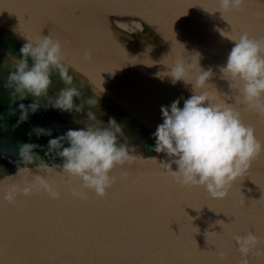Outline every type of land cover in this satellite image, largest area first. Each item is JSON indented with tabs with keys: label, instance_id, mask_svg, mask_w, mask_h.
I'll return each instance as SVG.
<instances>
[{
	"label": "water",
	"instance_id": "obj_1",
	"mask_svg": "<svg viewBox=\"0 0 264 264\" xmlns=\"http://www.w3.org/2000/svg\"><path fill=\"white\" fill-rule=\"evenodd\" d=\"M124 2L145 7L139 11L98 7ZM244 4V13L234 17L238 25L248 18H261L264 0H244ZM216 7L217 0H0V74L5 79L27 38L40 37L38 29L46 16L56 15L58 23L46 24L40 30L41 36L52 32L73 42L69 58L75 63L64 60L63 63L72 77V86L80 92L79 97H73V104L82 105L81 111H60L50 106L65 87L53 69L52 83L46 95L38 100L40 107L26 120L29 127L50 129V136L42 135L48 140L68 129L85 127L86 114L92 111L102 126L107 125L110 117L120 125L117 145L125 144L129 154L136 156L113 169L110 174L116 175V183L106 190L103 198L91 192L85 199L73 198L69 187H77L79 181H66L67 176L56 168L48 178L60 193L58 199L34 192L28 197H17V201L24 202L22 207L0 199L3 264H13L14 260L37 261L36 264H219L214 253H197L196 246L207 250L218 240H230L225 224L233 219L231 216L240 223L254 220L256 235L264 236V223L260 221L264 213V151L253 159L252 170L237 178L222 199L209 197L200 187L178 185L159 165L169 158L153 151L155 138L151 134L162 123L161 106H170L178 100V107H182L184 99L193 94L191 83L171 82L166 75L168 65L181 57L198 54L201 69L211 68L213 73L204 90L217 102L232 103L237 97L238 84L234 82L229 88V81L222 79L219 71L234 42L227 38L232 36L231 25L218 11L213 12ZM25 8L32 12L27 22L23 19ZM76 8L79 16L72 14ZM61 15L95 30L108 47L90 31L61 23ZM111 17L135 19L139 29L146 32L132 36L121 24L114 25ZM147 23L154 24L155 29L148 31L144 26ZM254 31L257 35L261 33L259 24ZM61 51L63 55V42ZM85 52L90 53V61L84 59ZM192 60L189 79L196 74L195 58ZM89 98L96 99L95 106L86 103ZM33 99L28 95L19 103L27 106ZM244 115L245 121L254 125L256 139L264 144V117L247 108ZM15 148L0 134V191L13 180L43 175L35 163H21ZM39 154L49 164L60 162L54 155ZM151 157H156V161ZM18 166L27 167L29 172L15 175ZM172 168L175 170L174 164ZM122 170L130 175L124 177ZM243 203L252 208H241ZM257 246L264 247V240ZM249 258L252 264H264V255L259 252L248 255ZM239 259L237 250H229L225 264H237Z\"/></svg>",
	"mask_w": 264,
	"mask_h": 264
},
{
	"label": "clouds",
	"instance_id": "obj_2",
	"mask_svg": "<svg viewBox=\"0 0 264 264\" xmlns=\"http://www.w3.org/2000/svg\"><path fill=\"white\" fill-rule=\"evenodd\" d=\"M243 3L244 0H217L213 12L218 11L223 18L225 14L238 12ZM227 38L234 43L219 71L221 78L229 81V88L234 82L238 84L237 97L232 103L226 100L217 102L210 92L204 90L213 74L212 69H201L198 54L190 58L181 57L167 66L166 75L172 83H191L193 94L184 99L182 107H178V100H174L170 106H161L162 123L151 134L155 138L153 151L164 153L169 158L167 162L160 161L163 171L170 174L178 185L203 188L214 199L224 198L234 181L264 151V144L256 139L253 128L242 122L240 113L233 107L234 103H242L248 110L264 117V39H251L246 33H241L238 38ZM18 57L6 77L4 87L11 89L9 94L14 100L22 101L28 95L34 99L27 106L23 103L16 105L19 109L17 126L40 107L38 100L46 95L52 83L50 74L53 69L57 70L65 87L59 90L50 106L60 111H81L82 105L73 104V97H79L80 92L72 86V77L63 63L58 40L50 35L32 40L27 38L19 49ZM193 57L196 74L194 79H189ZM86 103L95 106L97 101L89 98ZM86 115L85 127L68 129L63 135L48 139L44 155L54 153V159L60 158L59 163L49 164L34 151L44 145L17 142L15 151L19 161L25 165L35 163L43 175L22 178L19 185H11L0 191L3 202L14 204L18 196L28 197L34 192H42L51 200L58 199L60 193L48 178L56 168L67 177L79 181L77 187H69L73 198L85 199L88 192L97 197L105 195L115 180L110 174L113 169L125 165L136 156L129 154L125 144L117 145L121 127L113 118L110 117L107 125L102 126L92 111ZM50 132V129L34 126L27 135L50 136ZM65 141L67 146H64ZM151 159L156 161V157ZM20 172H29V169L18 166L15 175ZM234 240L241 255L239 264H249L248 254L256 248L260 239L254 233L247 232L235 236Z\"/></svg>",
	"mask_w": 264,
	"mask_h": 264
},
{
	"label": "snow or ice",
	"instance_id": "obj_3",
	"mask_svg": "<svg viewBox=\"0 0 264 264\" xmlns=\"http://www.w3.org/2000/svg\"><path fill=\"white\" fill-rule=\"evenodd\" d=\"M199 5V4H196ZM200 7H202V5H199ZM33 7H55V5H34ZM98 7L107 9V10H114V9H129V10H133V11H139L140 8L145 7L144 4H140V3H114V4H102V5H98ZM246 9V5L243 3L241 9L238 12H232V13H228L225 14V16L223 17L224 20H226L228 22L229 25H231V33H232V37H239V35L241 33H246L249 38L251 39H264V13L261 14V18L259 20L253 19V18H248L245 22L240 23L239 25L237 24V20L234 19V17L242 15L244 13ZM32 12L30 10V8H25L24 12H23V19L24 21H29L30 16H31ZM73 16H79L80 12H79V8H76L73 10ZM179 14V13H177ZM25 16H27V19H25ZM48 23H51L52 25H56L58 23V19L55 16H46V18L43 20V22L40 23V27L38 29L39 31V36L40 35V30ZM259 24L260 28L262 29L261 33L259 35H257L254 31L256 25ZM157 27H159L158 24ZM50 36H52L54 39L58 40L61 43L62 46V42H63V46H64V53H63V60L64 61H69L70 63H75V60H70L69 58V50L73 47V42L71 39H69L67 36L65 37H61L58 34L53 35L52 32H50ZM66 45V47H65ZM85 54H87V59H85ZM84 54V59L86 61H90L91 60V55L88 52H85ZM102 71H106V70H101ZM99 72V75H100ZM235 87V86H234ZM234 108H236V110L240 113V118L242 120V122L246 125H249L253 128L254 130V125H252L251 123H247L245 121V109L246 107L242 104V103H236L233 105ZM255 163V161H252L249 167V171L252 170V165ZM124 177H128L130 175V173L128 171L122 170L120 171ZM57 176H60V173L56 174ZM170 175V174H169ZM115 177V180L112 184L116 183L117 177L114 174L113 175ZM171 176V175H170ZM66 181L67 180H71L72 178L69 177H65L64 178ZM21 183V181H17V180H13L8 186L11 185H19ZM111 187V186H110ZM37 193H41V192H37ZM95 197H97L94 193H92ZM107 193H105V195L103 197L106 196ZM228 194V193H227ZM226 194V196H227ZM225 196V197H226ZM88 197V193H86V198ZM103 197H98V198H103ZM23 201H17L14 204H8V205H12L15 207H22L23 206ZM4 205H2L3 207ZM241 208L244 209H251L252 206L250 204L245 205V203H243V205L240 206ZM228 216H231L228 214ZM233 217V219L229 222L226 223L225 225L228 226V232L229 235L231 236V239L228 241H217V244L213 247V248H208L207 250H199L196 246V252H204V253H209L212 252L215 254V256L218 258V262L219 264H225L228 255H229V250H237L236 244H235V240L234 237L237 235H241V233L245 234L247 232H252L256 235V231H255V222L254 220H249L246 223H240L237 217L231 216ZM260 221L261 223H264V213H262L261 217H260ZM236 227V230L233 231V227ZM249 229H251V231H249ZM218 233H221L218 232ZM222 235V233H221ZM258 238L260 240H264V236H258ZM210 244V243H208ZM212 245V244H210ZM188 254L189 256L191 255V248H188ZM238 251V250H237ZM257 252H259L261 255H264V247H260V246H256V248H253L250 252H249V257L254 256ZM13 264H36L37 261H27V260H14L12 261ZM240 259L237 261V264H239ZM249 264H252L251 259H248ZM0 264H3V261H0Z\"/></svg>",
	"mask_w": 264,
	"mask_h": 264
},
{
	"label": "flooded vegetation",
	"instance_id": "obj_4",
	"mask_svg": "<svg viewBox=\"0 0 264 264\" xmlns=\"http://www.w3.org/2000/svg\"><path fill=\"white\" fill-rule=\"evenodd\" d=\"M5 78L0 74V134L11 141L15 146L17 142L35 143L34 135H27L30 132L26 122L16 125L19 118V109L16 105L20 102L10 96L11 89L5 88Z\"/></svg>",
	"mask_w": 264,
	"mask_h": 264
},
{
	"label": "bare ground",
	"instance_id": "obj_5",
	"mask_svg": "<svg viewBox=\"0 0 264 264\" xmlns=\"http://www.w3.org/2000/svg\"><path fill=\"white\" fill-rule=\"evenodd\" d=\"M52 14H54V13H52ZM49 16V15H48ZM51 16H56V15H51ZM60 21H61V23H64L65 25H68V26H74V27H76L78 30H84V31H90V33L91 34H93L94 35V37L97 39V40H99L102 44H105L106 46L108 45V43L104 40V39H102L100 36H99V34L95 31V30H90L88 27H87V25L86 24H84L83 22H81V21H79V20H77V19H65L62 15H61V17H60ZM111 22H113L114 23V25H116V26H119L120 24H121V27H122V25L123 24H138V23H136V20L135 19H132V18H121V17H111V20H110ZM139 25V24H138ZM137 25V26H138ZM140 26V25H139ZM145 26V28L148 30V31H153L154 29H155V26H154V24H152V23H147V24H145L144 25ZM127 31V30H126ZM130 41L132 42V43H134L135 44V41L132 39V38H130ZM190 44H192L191 42H190ZM136 45H138L137 43H136ZM193 45V44H192ZM194 46V45H193ZM108 47V46H107ZM196 47V46H195ZM118 55V54H117Z\"/></svg>",
	"mask_w": 264,
	"mask_h": 264
},
{
	"label": "rangeland",
	"instance_id": "obj_6",
	"mask_svg": "<svg viewBox=\"0 0 264 264\" xmlns=\"http://www.w3.org/2000/svg\"><path fill=\"white\" fill-rule=\"evenodd\" d=\"M122 27L125 30H127L132 36H138L141 32L142 33L146 32L145 30H140L138 26L132 25V24H123ZM25 122L28 125V122L27 121H25ZM29 129L31 130L32 128L29 127ZM33 135L35 136L34 140L36 141L37 145H44L43 148L37 147L36 149H34V151L37 152V153H45V151L47 150V146L46 145H47V141L48 140L43 139L42 135L39 136V137H37L35 134H33ZM1 136L4 137L3 135H1ZM4 138H6V137H4ZM11 144L14 145L12 142H11ZM49 155H54V153H49Z\"/></svg>",
	"mask_w": 264,
	"mask_h": 264
}]
</instances>
